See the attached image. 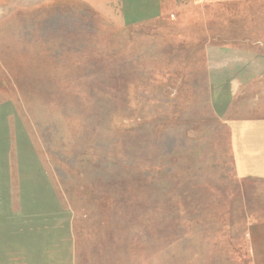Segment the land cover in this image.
<instances>
[{
  "label": "rangeland",
  "instance_id": "obj_1",
  "mask_svg": "<svg viewBox=\"0 0 264 264\" xmlns=\"http://www.w3.org/2000/svg\"><path fill=\"white\" fill-rule=\"evenodd\" d=\"M219 47L264 53V1L0 0V137L34 146L75 264L249 263L264 182L235 177L227 120L264 87L220 95Z\"/></svg>",
  "mask_w": 264,
  "mask_h": 264
},
{
  "label": "crops",
  "instance_id": "obj_2",
  "mask_svg": "<svg viewBox=\"0 0 264 264\" xmlns=\"http://www.w3.org/2000/svg\"><path fill=\"white\" fill-rule=\"evenodd\" d=\"M242 49L219 47L216 56L207 57L219 65L209 80H218L220 95L232 100L264 87V53ZM227 128L235 177L264 182V113L231 118ZM20 141L0 137V264H75L71 219L52 216L50 198L36 196L46 188L36 180L34 146ZM245 235L248 264H264V220L247 224Z\"/></svg>",
  "mask_w": 264,
  "mask_h": 264
}]
</instances>
